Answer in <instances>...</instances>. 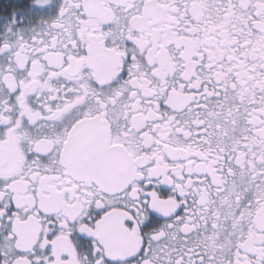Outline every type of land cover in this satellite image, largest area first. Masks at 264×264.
I'll use <instances>...</instances> for the list:
<instances>
[{
	"label": "snow or ice",
	"instance_id": "1",
	"mask_svg": "<svg viewBox=\"0 0 264 264\" xmlns=\"http://www.w3.org/2000/svg\"><path fill=\"white\" fill-rule=\"evenodd\" d=\"M0 264H264V0H0Z\"/></svg>",
	"mask_w": 264,
	"mask_h": 264
}]
</instances>
